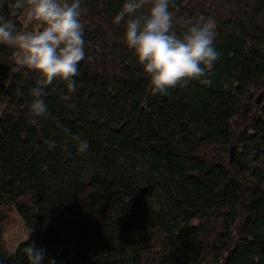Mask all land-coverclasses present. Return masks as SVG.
I'll list each match as a JSON object with an SVG mask.
<instances>
[{"label": "trees", "instance_id": "16d2710c", "mask_svg": "<svg viewBox=\"0 0 264 264\" xmlns=\"http://www.w3.org/2000/svg\"><path fill=\"white\" fill-rule=\"evenodd\" d=\"M12 2L0 15L22 30ZM124 3L81 0L76 91L65 101L66 83L49 85L35 124L36 73L0 45V264H28L33 242L41 264H264V0H174L176 17L215 20L219 58L210 84L166 95L113 23ZM11 211L28 232L12 250Z\"/></svg>", "mask_w": 264, "mask_h": 264}, {"label": "clouds", "instance_id": "9594fccd", "mask_svg": "<svg viewBox=\"0 0 264 264\" xmlns=\"http://www.w3.org/2000/svg\"><path fill=\"white\" fill-rule=\"evenodd\" d=\"M174 6V0H125L113 20L116 25L123 22V41L150 78L153 95H166L169 89L185 87L192 80L210 84L211 80L205 77L219 58L214 46L215 20L203 15L176 17L170 11ZM8 7L9 16H21L25 26L18 29L13 19L0 15V45L14 50L15 71L27 69L36 73L29 105L31 122L35 124V118L49 115L45 104L49 85L57 80L65 82L68 94L61 96L65 101L76 91L73 78L79 75L78 66L85 58L81 22L84 9L81 0H14ZM29 25L33 27L29 29ZM176 25L183 29L180 34ZM17 93L21 94L19 89ZM57 127L69 132L62 124L57 123ZM71 139L81 153L88 150V142L79 135H72ZM45 143L49 148L55 147V142ZM23 253L28 264H41L46 250L33 242L24 247ZM48 264H56L55 259H49Z\"/></svg>", "mask_w": 264, "mask_h": 264}, {"label": "rangeland", "instance_id": "374dc122", "mask_svg": "<svg viewBox=\"0 0 264 264\" xmlns=\"http://www.w3.org/2000/svg\"><path fill=\"white\" fill-rule=\"evenodd\" d=\"M9 213L10 216L8 217V220L3 228L2 238L6 246L12 250L19 242L26 239L28 232L21 219L17 217L12 211Z\"/></svg>", "mask_w": 264, "mask_h": 264}]
</instances>
